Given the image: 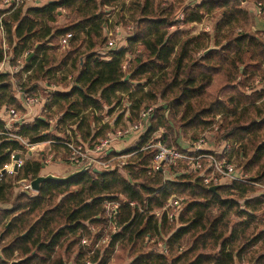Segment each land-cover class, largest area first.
<instances>
[{"label":"trees","instance_id":"1","mask_svg":"<svg viewBox=\"0 0 264 264\" xmlns=\"http://www.w3.org/2000/svg\"><path fill=\"white\" fill-rule=\"evenodd\" d=\"M243 1L48 0L27 6L0 0L8 44L4 48L0 36V62L23 59L15 73L0 70V131L7 124L2 110L22 108L18 85L36 96L48 90L43 116L16 122L18 133L31 142L52 139L54 148L66 140L58 133L93 147L122 116L133 123L151 105L138 146L159 132L164 143L182 150L183 140L217 125L216 139L234 143L243 170L264 184V30L252 31ZM249 1L264 11V0ZM216 14L212 30L192 31L190 24ZM61 15L66 20L58 23ZM118 24L132 25L125 43L103 51L107 28ZM116 108L113 120H105ZM133 149L112 147L107 155ZM13 152L25 159L0 179V204L7 205H0V264L15 256L25 258L19 264H86L91 246L81 239L87 235L94 244L101 234L90 225L107 224L103 200L119 194L126 200L115 214L118 229L89 256L92 262L105 263L119 242L127 252L120 250L114 264H264V191L250 181L211 190L179 166L149 173L150 148L104 172L89 168L66 181H43L37 192L23 191L19 179L43 174L42 155L30 156L23 142L0 134V170ZM172 194L187 196L172 218L129 203L159 208ZM147 234L168 251L148 249Z\"/></svg>","mask_w":264,"mask_h":264},{"label":"built area","instance_id":"2","mask_svg":"<svg viewBox=\"0 0 264 264\" xmlns=\"http://www.w3.org/2000/svg\"><path fill=\"white\" fill-rule=\"evenodd\" d=\"M24 0H4V3L7 5L15 4L18 5ZM259 7L256 6V12L259 13L261 10L260 3H257ZM183 15H180L182 18ZM119 25H115L111 28L114 31H119ZM132 25H127L126 29L130 30ZM109 30V29H108ZM112 30H109L107 33L108 41L107 46L112 47L116 44L114 38H110L109 34H112ZM0 31L3 34L4 40L3 45L4 48H7L6 42V30L2 21H0ZM72 33L69 32L62 36L61 44L62 46H66L69 42V38ZM8 63V64H7ZM23 66V59L19 57L15 64H10L9 57L6 56L3 61L0 63V70L4 68H9L11 73H15L19 71ZM125 67V65H123ZM17 91L22 95V99L28 106H32L36 104L40 98L39 96L32 95L28 92H24L23 87L21 85L16 86ZM153 110V106H148L145 109L140 110L139 118L133 122L124 125L123 127L115 128L114 131H108L106 136L100 140L93 147L89 145L77 141L75 139H66L64 140L65 146L67 149L66 160L70 163L71 167L74 169H78L83 167L88 163H92V167L96 166L101 169H111L115 165H123L126 163L129 157H131L135 152L143 149L154 148L155 152L150 160L148 172H155L157 169L163 170L164 172L169 169V166H180L187 172H193L196 176L201 177L203 182L207 185H220V184H228L234 180L239 181H250L253 184H257L264 189V184L253 181L248 174L243 170L241 166H238L232 159L228 158L227 154L223 149L221 151H217L215 148L210 147L211 142L216 140L215 133L210 131L211 133L202 134L201 136L190 139L187 141L186 145L182 150L175 148L172 145H167L163 142L162 138L158 133H154V135L150 136L146 141H144L140 146L137 145V141L140 140V134L143 132L144 128L147 125V118L150 112ZM7 124L6 129L0 131V134L7 136L10 139H18L23 142L29 150H33L41 144V141L31 142L29 139L22 134L18 133L19 126H15L16 122H26V112L22 113L14 106H9L7 108ZM56 117H51L50 121L52 123H56ZM214 129H217V125L214 126ZM134 136V141L132 142V146L134 147L132 151L123 152L118 154L107 155L109 152V148L111 142L115 138H123L125 136ZM47 142H53L52 139L46 140ZM138 146V147H136ZM224 149L228 148V142L223 141ZM18 155V158L16 156ZM24 157H22L19 153L13 152L11 154V159L6 162L0 170V179L2 175L7 173L17 172L22 164L24 163ZM18 165V170L15 169V164ZM92 167H90L92 169ZM32 179L29 178H21L18 180L19 190H29L32 192H37L32 185ZM185 195H170L165 203L159 208H149L147 204L139 205L136 200L129 201L130 205H137L140 212L154 214L155 216H166L167 218H172L177 214L179 208L185 203ZM126 198L123 194H119L117 198H105L103 200V204L105 206V210L107 213V224L98 227L95 223L90 225L93 234L95 235L99 232L101 235L97 240H95L94 244H92V239L89 236H83L81 241L83 244L91 246L89 250L88 257L86 258V264H114L112 258L107 260L105 263L92 262L89 257L98 247H101L107 244L110 241L111 234L115 232L118 227L115 223L116 213L119 210L120 204L122 201H125ZM146 203V202H145ZM146 244L148 249L157 250L167 252L168 249L161 240H157L155 242L154 237H150L148 234L146 235ZM21 257L15 256L13 259L9 261V264H15V261L20 260Z\"/></svg>","mask_w":264,"mask_h":264},{"label":"crops","instance_id":"3","mask_svg":"<svg viewBox=\"0 0 264 264\" xmlns=\"http://www.w3.org/2000/svg\"><path fill=\"white\" fill-rule=\"evenodd\" d=\"M30 1H32V2H30V4H27V1H25V4L27 6H31V5L35 6V5L44 4V3H42V4L38 3V1L36 2L35 0H30ZM107 30H108V28H107ZM0 36L2 38V43H3L4 37H3V34L1 33V31H0ZM24 76H25V74H24ZM42 85L45 86L44 83H42ZM39 98H40V100L36 104H33L32 106H28L22 98L20 99V102L22 103V108L17 107L16 105H9V106L16 107L19 111H22V113L26 112V115H27L26 120L32 121L37 116H39V117L43 116L42 112H43V108H44V105L46 102V95H43L41 93ZM1 114L3 116H7V119H8L7 109L6 110L3 109ZM44 118H45V116H44ZM124 119H125V125H126L128 120L126 119L125 116H124ZM52 124L54 125L55 123H52ZM52 131L56 132L57 130L55 128H53ZM58 134L63 136V133H58ZM70 135H71V132H70ZM63 137H66V136H63ZM66 138L67 139H75L72 136L71 137L69 136ZM133 141H134V136H131V135L125 136L123 138H115L112 140L110 148L113 147L114 149H117V150H123V149H126L129 146H131ZM55 143H56V141H54V143H49L46 140H43V141H41V144H39L37 148H35L33 150H29V155L30 156L42 155V162L45 164V166H43V170H42L43 174L49 173V172H53V173L60 174V175L68 174L70 171L74 170V168H72L70 163L66 160V156H64V158L56 156L57 154H62V153L67 154L68 148L62 143V141H57L59 146L56 149H53ZM210 147L215 148L217 151H221L222 149H223V151H225L224 146H223V141H220L217 139L215 141H213V143L211 142ZM62 148H63V150H62Z\"/></svg>","mask_w":264,"mask_h":264},{"label":"rangeland","instance_id":"4","mask_svg":"<svg viewBox=\"0 0 264 264\" xmlns=\"http://www.w3.org/2000/svg\"><path fill=\"white\" fill-rule=\"evenodd\" d=\"M27 1V4H30V0H24L23 2ZM36 2L38 1V3H46L48 0H35ZM257 3L255 2H251L249 0H245L243 1V5L246 6L247 8H251V22H252V31H255L256 29H263L264 30V11L261 9L259 13L256 12V6L259 7L258 5H256ZM61 13V12H60ZM220 16L219 15H215V16H208V15H205L204 18L202 19V21L200 22H197V23H193L190 24V27L192 28V31H196V30H200V29H205V30H212L213 28V25L216 21L217 18H219ZM66 20L65 16L64 15H61L58 23H63L64 21ZM120 27H119V31H114L112 30L111 28H109V30H112V34H109V37L111 38H114L116 44L114 46H119V45H122L125 43V38L127 36V34L129 33V30L126 29V27L123 28V26H121L120 24H118ZM109 30H107V33L109 32ZM264 35V34H263ZM103 51H107L109 49V47L107 46V44H103V46L101 47ZM70 77V76H69ZM53 88H56L58 87L57 85H54L52 86ZM48 91V90H47ZM46 91V92H47ZM46 92L43 91V95L46 94ZM119 112V109L116 108L113 112H112V115L111 116H108L106 118V120H113V118L117 115V113ZM219 116L217 115L216 116V119L218 118ZM125 123V119H124V116L121 117V119L119 120V122L117 121L115 123V128H118L120 127L121 125H123ZM210 131H212L213 133H215L214 135L215 136H218L220 134V132H217L218 130L217 129H214V126L212 129H206L202 132H199L197 134L196 137H199L201 136L202 134H209L211 133ZM55 132V131H54ZM159 133V132H156V134ZM59 136H62V135H59ZM63 136H66L63 134ZM62 136V139L60 140H64L65 137ZM217 138V137H216ZM194 139V138H193ZM184 145H186L187 141L183 140ZM230 143H228V148H227V156L228 158L232 159L238 166H241V164L244 163V159L242 157H238L236 155V153L234 152L235 150V147L236 145H234V143H232L231 141H229ZM53 149H56V148H53ZM63 150V148H62ZM64 152V151H63ZM54 154V153H53ZM56 156L58 157H63L64 156H67V155H64L63 153L62 154H57ZM178 167V166H177ZM180 168L184 167V165H180L179 166ZM178 167V169H179ZM262 183V182H261ZM254 186L258 187L260 191H264L263 187L257 185V184H253ZM187 198V196H186ZM1 206H7L6 204H0ZM122 250L124 252V255L126 254L127 252V249L126 248H120V244L119 242H117L114 246V249L112 251V254H111V258L113 259L114 263L117 261V253ZM129 259V257L126 259H124L125 261H127ZM245 264V263H244Z\"/></svg>","mask_w":264,"mask_h":264},{"label":"water","instance_id":"5","mask_svg":"<svg viewBox=\"0 0 264 264\" xmlns=\"http://www.w3.org/2000/svg\"><path fill=\"white\" fill-rule=\"evenodd\" d=\"M249 11H251V8H249ZM33 54H31L29 56V58L32 56ZM128 77V75L126 76ZM16 158H18V155L16 156ZM43 166H45V164L43 163ZM90 167H92V163H88L86 165H84L83 167L81 168H78V169H74L72 171H70L68 174H65V175H60V174H56V173H53V172H49V173H45V174H40L39 176H37L36 178L32 179L31 181V185L32 187L35 189V190H39L40 189V185H41V182L43 181H46V180H58V181H66V180H69L71 179L73 176L79 174V173H82L84 171H86L87 169H89ZM15 169L18 170V165L17 163L15 164ZM92 170L95 171V172H104L105 169H101V168H98L96 166H93L92 167ZM218 187V185H213V186H210V189L211 190H216V188ZM25 258H21L20 260H17L15 261V264H19L20 262H22Z\"/></svg>","mask_w":264,"mask_h":264},{"label":"bare ground","instance_id":"6","mask_svg":"<svg viewBox=\"0 0 264 264\" xmlns=\"http://www.w3.org/2000/svg\"><path fill=\"white\" fill-rule=\"evenodd\" d=\"M65 139H67V138H65ZM51 143H54V141L53 142H51ZM62 143L64 144V142L62 141ZM65 145V144H64ZM221 185V184H220ZM219 184H218V186H220ZM210 186H213V185H210Z\"/></svg>","mask_w":264,"mask_h":264}]
</instances>
